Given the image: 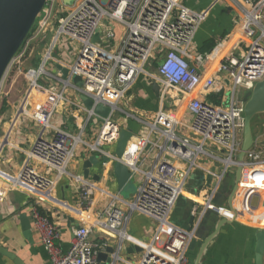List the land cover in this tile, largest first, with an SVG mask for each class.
<instances>
[{
	"label": "built area",
	"instance_id": "built-area-1",
	"mask_svg": "<svg viewBox=\"0 0 264 264\" xmlns=\"http://www.w3.org/2000/svg\"><path fill=\"white\" fill-rule=\"evenodd\" d=\"M57 1L60 3V0H48L45 6L48 16L41 21L38 34L51 30V41L32 85H38L40 75L47 74L45 65L57 55L61 42L77 43L78 55L72 63H60L69 67V74L57 77L62 89L55 92L50 115L42 120L44 127L51 129V135L38 138L27 153L38 165L27 163L19 182L14 184L41 193L52 192L63 177H70L79 186L80 220L73 228L68 250L58 242L59 227L40 208L43 197L30 194L34 198L33 224L49 254L46 264L125 261L122 253L130 239L128 224L134 213L149 217L156 225L152 242L144 249L139 264H190L188 251L204 213L213 210L222 217L235 219L234 207L217 206L213 202L229 171L242 166L238 189L245 192L243 206L246 210L252 208L253 194L264 191V144L261 142L264 123L257 137L254 132L255 142L244 161L238 158L245 126L242 97L264 78V0H229L238 9L232 29L206 54H191L189 47L208 14L185 5L183 0H75L68 9L63 5V9L56 8L52 14ZM97 33L99 37L94 40ZM29 40L28 37L16 57L25 56ZM226 42L232 44L220 52ZM76 75L83 81L81 87L73 82ZM140 77L155 81L160 88V109L152 122L120 106ZM69 87L93 100L92 108L81 106L87 117L75 131L51 123L56 107L68 100ZM46 90L52 92L49 88ZM227 91H231V99L223 104L228 101ZM212 95H216L218 101L212 99ZM99 104L110 107L107 116L95 111ZM183 110L192 115L190 122L182 118ZM118 111L146 123L149 136H154L152 143L158 154L149 170L140 168L149 137L139 142L129 159L127 150L124 158L107 150L108 146H116L123 129ZM96 122L95 138L86 140L85 131ZM81 147L111 162L126 164L133 174L144 173L136 197L126 202L128 211L117 206V196H113L104 210L91 211L93 192L101 189L68 169ZM201 158L218 161L222 169L211 172L214 181L207 189L202 208L196 209L200 211L198 219L192 229H184L172 223L170 217L184 193L186 180ZM99 229L112 233L115 245L104 240L94 241L92 236ZM109 246L114 251L105 262L101 254Z\"/></svg>",
	"mask_w": 264,
	"mask_h": 264
},
{
	"label": "crops",
	"instance_id": "crops-1",
	"mask_svg": "<svg viewBox=\"0 0 264 264\" xmlns=\"http://www.w3.org/2000/svg\"><path fill=\"white\" fill-rule=\"evenodd\" d=\"M60 2L63 3L61 5L67 6L64 7L65 9H68L75 0L70 4L66 3L65 0H60ZM183 3L191 8L204 10L208 14V25L200 26L196 40L189 47L191 54L199 53V48L209 38L216 37L217 45L220 38L223 37V33L226 31L229 33L232 29L238 12L237 7L231 5L229 0H183ZM60 8L63 9V6ZM41 36L42 34L33 36V42L38 41ZM47 37L48 34L42 43L46 49L42 52L39 67H35L34 64V67L26 68L25 76L28 87L25 95L19 100L10 98V91L6 82L14 69H24L23 65L26 59L33 54V46L25 57L15 58L0 84V245L14 252L25 264H46L49 260V254L45 249L40 233L33 224L31 209L34 198L30 196L40 195L43 197L44 200L40 202V208L59 227L61 238L58 242L64 250H68L70 247L73 228L77 227L74 222L80 220L81 212L79 186L70 177H63L52 192L43 191L41 193L27 187L14 185L19 182L20 173L27 163L38 165L36 161L30 160L27 154L34 142L38 138L50 136L52 133L51 129L44 127L42 120L47 119L50 115L55 92L62 89V84L57 79L63 74L58 68V63H72L78 55V44L76 50L67 52L65 49L70 42H61L57 55L48 61L51 63V68H47L46 64L47 74L40 75L38 85L33 86L32 79L43 65L51 41V36L50 38ZM190 61L192 63V59ZM47 88L51 89L52 92H48ZM66 95L68 100L60 102L56 107L51 116V123L75 131L79 129L87 117L86 112L81 109L82 105H86L80 92L74 88L69 87L66 90ZM215 98L216 95H212V99ZM120 106L128 113L152 122L155 113L160 109V101L153 83L144 77H140ZM182 118L186 122H190L192 115L184 110ZM119 122L123 129L132 128L134 131V135L128 142L127 159L137 149L139 142L147 137L150 138L145 144L144 159L140 164L143 171L149 170L155 161L158 149L152 143L155 140L154 136L152 134L149 136L148 125L139 122L134 116L127 115L119 117ZM97 129L98 122L85 131L84 138L86 140L95 138ZM115 148L116 146L111 145L107 147V150L115 153ZM93 155L97 156L98 163H93L90 167L89 177L86 178L84 176V163ZM115 164L116 162L106 160L105 157L101 158L98 153H91L81 147L78 151V157L69 165L70 173L82 175L101 189H95L93 192V210L91 211L104 210L112 201L113 196L119 198L116 201L117 206L123 211H128L126 202L136 197L138 189L143 183L144 173L133 174L129 169L131 176L120 186L115 174ZM221 169L222 165L218 161L210 158L199 159L198 166L193 167L186 180L184 193L179 197L172 211L170 217L172 223L184 229H192L200 212L196 209L202 208L207 189L214 181V175L211 172H220ZM236 171L237 169L229 171L219 186L213 200L217 206L230 208L229 198L236 181ZM226 179L227 181H225ZM244 195L243 189H237L232 204L236 210L235 219H231L230 222L222 226L218 235L208 245L200 264H256V234L264 228V191L253 194L250 210H246L243 206ZM255 197H257L256 204L254 203ZM22 215H27L31 222L29 237L23 228ZM221 217L217 211L213 210L204 213L196 231V244L194 247H190L188 251L190 264L195 262L201 245L215 230ZM155 226L154 220L143 214L134 213L128 224L130 239L122 253L125 261H119L117 264H139L144 249L152 242ZM92 239L96 242L104 240L111 245L116 243L115 236L105 229H99L92 236ZM104 253L106 254L104 260L108 262L107 257H110L112 252L106 250ZM0 264L15 263L9 257L0 255Z\"/></svg>",
	"mask_w": 264,
	"mask_h": 264
},
{
	"label": "water",
	"instance_id": "water-1",
	"mask_svg": "<svg viewBox=\"0 0 264 264\" xmlns=\"http://www.w3.org/2000/svg\"><path fill=\"white\" fill-rule=\"evenodd\" d=\"M73 0H65L70 4ZM244 1V0H243ZM48 0H0V84L11 65L13 59L21 47L28 39L32 28L34 27L39 14L45 8ZM51 33H48L50 38ZM99 34L94 36V40L98 39ZM58 68L62 71L64 77H68L69 67L63 66L58 63ZM73 82L78 86L83 85V81L80 76L73 77ZM154 86L156 94L159 96L160 88L155 81H151ZM81 98L88 108L93 107V100L86 95L81 94ZM244 102L245 111V126H244V140L238 158L240 162H243L247 151L252 147L255 142L253 131V120L256 115L264 113V78L258 81L252 90H249L242 97ZM95 111L102 115L107 116L110 112V107L103 106L101 104L95 106ZM134 135L132 128H124L120 133V137L116 143L115 154L124 158L126 156V150L130 138ZM264 144V140L261 141ZM107 160L108 158L105 157ZM93 163H98V158L93 155L90 159L84 163V176L89 177L90 167ZM115 174L118 177L119 185L122 186L128 178L131 176L129 167L117 161L115 164ZM242 166L239 165L236 171V181L229 198V205L233 207V199L238 189V182L241 178ZM23 228L25 234L29 237L31 233V222L27 215H22ZM231 220L226 217H221L216 224L215 230L204 240L197 254L196 260L193 264H200L202 257L210 244V242L218 235L222 226ZM75 225H79V221L75 220ZM256 246H255V258L256 264H264V228L260 229L256 234ZM196 240H193L191 247H194ZM108 252H113L114 248L109 246ZM131 251V249H129ZM0 255H5L12 259L15 264H25V262L17 256L14 252L9 251L6 247L0 245ZM106 257L105 253L101 254V259ZM110 260V257H107Z\"/></svg>",
	"mask_w": 264,
	"mask_h": 264
},
{
	"label": "rangeland",
	"instance_id": "rangeland-1",
	"mask_svg": "<svg viewBox=\"0 0 264 264\" xmlns=\"http://www.w3.org/2000/svg\"><path fill=\"white\" fill-rule=\"evenodd\" d=\"M62 2H56V6L53 9L52 14H55L56 8H60ZM63 4V3H62ZM48 16V7H45L42 12L39 14L38 19L34 25V27L32 28V31L29 35L30 40L28 41V43H26L25 47L27 50L25 56L30 52L32 46L34 47V51L33 54L28 57L23 65L24 69H14L8 76V80L6 82V85L8 86V89L10 91L9 93V97L15 100H19V98H22L25 95V92L27 90L28 87V82H27V78L25 76V71H27L26 68L29 67H35L37 66V68L40 65V60L42 57V52L46 49V47H44L42 45L45 36L49 33V30H47L46 34H42V36L40 37V39L36 42H33L32 37L35 36V34H38V31L41 30V21H45L47 19ZM208 17L203 21L202 25H208ZM201 25V26H202ZM196 40V37L195 39ZM32 41V42H31ZM34 43V45H33ZM37 43V44H35ZM24 47V48H25ZM78 48L77 43L75 42H70V44L67 45V48L65 49V51L69 52V50H71V52H73L74 50H76ZM23 51V49H22ZM20 51V53L22 52ZM71 54V53H69ZM73 56V54H71ZM24 56V57H25ZM18 57H20V55H18ZM39 59V60H38ZM47 68H51V63H47ZM226 96L228 97V101L223 102V104L229 103L230 99H231V91H227ZM184 111V110H183ZM125 115V112L122 111H118L117 116L118 117H122ZM264 123V114L260 113L258 115H256V117L253 120V130L254 132H256V137H257V132L259 131V129L262 127ZM227 181V179L225 180ZM254 203H257V197H255L254 199Z\"/></svg>",
	"mask_w": 264,
	"mask_h": 264
},
{
	"label": "trees",
	"instance_id": "trees-1",
	"mask_svg": "<svg viewBox=\"0 0 264 264\" xmlns=\"http://www.w3.org/2000/svg\"><path fill=\"white\" fill-rule=\"evenodd\" d=\"M227 34H228L227 31L223 33V37L226 36ZM215 46H216V37H212V38L205 40L203 44L201 45V47L199 48V50L200 52H203V53L210 52ZM214 100L218 101V99H214Z\"/></svg>",
	"mask_w": 264,
	"mask_h": 264
},
{
	"label": "bare ground",
	"instance_id": "bare-ground-1",
	"mask_svg": "<svg viewBox=\"0 0 264 264\" xmlns=\"http://www.w3.org/2000/svg\"><path fill=\"white\" fill-rule=\"evenodd\" d=\"M236 34V33H235ZM232 44V43H231ZM231 44H227V42L225 43V44H223L221 47H220V52L221 51H224V50H226ZM217 53H219V51L217 52ZM217 58L215 57V60H216ZM236 198V197H235Z\"/></svg>",
	"mask_w": 264,
	"mask_h": 264
}]
</instances>
